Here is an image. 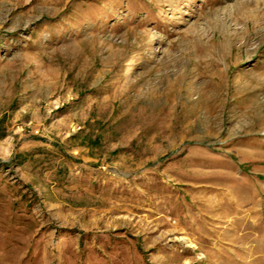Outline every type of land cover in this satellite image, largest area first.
Masks as SVG:
<instances>
[{"label":"rangeland","instance_id":"obj_1","mask_svg":"<svg viewBox=\"0 0 264 264\" xmlns=\"http://www.w3.org/2000/svg\"><path fill=\"white\" fill-rule=\"evenodd\" d=\"M0 264H264V0H0Z\"/></svg>","mask_w":264,"mask_h":264}]
</instances>
